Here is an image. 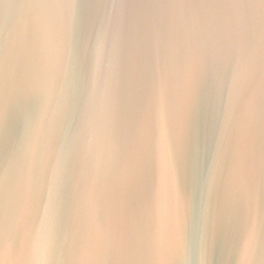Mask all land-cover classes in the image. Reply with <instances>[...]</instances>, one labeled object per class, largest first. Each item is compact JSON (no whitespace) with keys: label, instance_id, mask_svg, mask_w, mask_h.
Listing matches in <instances>:
<instances>
[{"label":"water","instance_id":"obj_1","mask_svg":"<svg viewBox=\"0 0 264 264\" xmlns=\"http://www.w3.org/2000/svg\"><path fill=\"white\" fill-rule=\"evenodd\" d=\"M86 2L98 5L105 0ZM129 3L134 11L147 10L138 0ZM85 11L94 20L113 12L102 7ZM37 14L38 9L30 0H0V39H8L13 55L23 51L21 34ZM58 14L62 27L49 40L43 54L45 69L57 81L63 74V44L69 31L65 14ZM258 22L259 18L257 39L262 27ZM103 70L107 71L106 63ZM157 80L162 88V102L152 92L137 100L123 75L113 80L105 97L93 79L89 53V71L80 98L85 126L80 157L50 207L61 158L54 131L57 99L49 95L30 134L29 145L19 155H13V150L22 135L21 123H10L7 132L0 136V160L10 174L22 179L5 189L7 237L0 243V264H42L43 255L49 251L54 264H97L104 244L112 251V264H124L123 244L129 237L136 241V264H177L185 238L195 224L191 207L194 197L202 217H210L217 230L223 228L227 221L225 190L240 179L239 170L234 161L221 164L219 192L208 189L205 179L213 163L215 144L221 137L230 138L234 149L243 150L249 178L258 175L264 121V45L252 68L240 121L225 124V115L234 105L225 89L213 117L206 116L202 121L196 152L191 148L190 124L193 97L199 86L197 57L189 52L183 63L170 58L159 69ZM8 92L10 98L18 100L14 83H10ZM209 119L214 121L211 126ZM157 129L171 137L175 148L171 161L165 146L156 150ZM53 225L59 233V244L49 249L46 237ZM85 234L95 241L93 252L66 257L60 246L71 248ZM156 238L159 247L147 251L148 243ZM210 264H247V258L241 255L229 259L218 241ZM255 264H264V244L257 250Z\"/></svg>","mask_w":264,"mask_h":264},{"label":"snow or ice","instance_id":"obj_2","mask_svg":"<svg viewBox=\"0 0 264 264\" xmlns=\"http://www.w3.org/2000/svg\"><path fill=\"white\" fill-rule=\"evenodd\" d=\"M30 3L38 9V14L21 34L23 51L13 55L8 39H0V136L7 132L11 122L19 120L22 135L13 155L21 154L29 145L30 134L49 95L57 99L54 131L61 158L49 207L80 157L85 134L80 98L88 76L90 52L93 79L105 97L110 93L113 80L123 75L137 100L152 92L161 102L159 69L170 58L183 63L189 52L194 54L198 59L199 86L191 113L193 152L199 147L202 121L206 116L213 117L222 103L225 89L234 102L232 111L225 115V124L240 121L251 86L252 68L264 45V0H138L140 6L147 9L139 12L132 9L129 0H105L98 5L86 0H30ZM94 7L113 12L94 20L85 11ZM115 10H119L118 13ZM60 12L65 14L69 31L63 44V74L57 81L45 69L43 54L49 40L62 27ZM257 18L262 26L258 39ZM105 63L106 72L103 70ZM10 83L17 87L18 100L9 96ZM208 123L211 126L214 121L209 119ZM154 145L158 152L165 146L169 160L173 159L175 148L170 135L157 129ZM230 160L236 163L240 179L225 190L226 223L217 230L210 217L207 220L202 217L194 197L191 207L195 224L185 238L177 264H210L218 241L229 259L243 255L247 264H255L257 250L264 244V121L260 129L258 175L249 178L243 150L234 149L230 138L221 137L215 144L213 163L205 179L208 189L221 190V164ZM21 179L10 174L0 160V243L7 237L5 189L14 187ZM46 242L49 249L59 244L55 225ZM60 247L66 257L89 255L95 248V241L85 234L73 247ZM158 247L159 239L156 238L148 243L146 250ZM135 248V239L129 237L123 244L124 264H136ZM112 260V251L104 244L97 264H112ZM42 264H54L50 251L43 255Z\"/></svg>","mask_w":264,"mask_h":264}]
</instances>
